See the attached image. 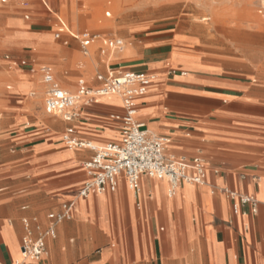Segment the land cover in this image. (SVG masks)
Segmentation results:
<instances>
[{
    "label": "crops",
    "instance_id": "1",
    "mask_svg": "<svg viewBox=\"0 0 264 264\" xmlns=\"http://www.w3.org/2000/svg\"><path fill=\"white\" fill-rule=\"evenodd\" d=\"M85 32L68 34L74 39L71 35ZM74 40L82 59L100 44L97 50L106 61L95 59V74L89 79L84 76L85 62L80 61L76 81L67 87L57 85L70 93L80 80L96 88V76L116 67L152 75L146 93L134 101V120L166 139V157L189 163L202 160L203 184L181 183L177 194L170 195L164 179L141 176L134 193L119 176L114 192L79 198L88 180L84 164L93 152L68 149L61 136L72 128L74 139L97 148L118 144L120 99L98 97L81 106L78 119L61 120L66 124L63 130L41 129L30 120L28 128L17 127L5 135L10 141H0V264L21 260L24 221L35 238L53 223L50 216L60 214L62 206L72 201L69 219L55 224V236L46 239L42 258L26 264H264V84L254 78L199 75L204 70L193 59L196 68L184 75L182 64L173 60L180 51L167 32L134 39L127 52L123 43L122 48L101 54V41L94 42L86 56L80 41ZM63 46H68L67 40ZM30 65L29 73L38 75L41 85V66H49L55 79L50 65ZM31 88L25 82L19 91ZM50 131L59 137H51ZM8 143L15 154H7ZM228 193L253 198L256 211L246 204L234 214Z\"/></svg>",
    "mask_w": 264,
    "mask_h": 264
},
{
    "label": "rangeland",
    "instance_id": "2",
    "mask_svg": "<svg viewBox=\"0 0 264 264\" xmlns=\"http://www.w3.org/2000/svg\"><path fill=\"white\" fill-rule=\"evenodd\" d=\"M22 2L29 3L28 20L23 18ZM42 2L9 0L7 5H0V141H10L5 135L15 132L17 127L28 128L30 120L41 129L66 127L60 118L45 112L43 87L39 76L29 73L30 64L50 65L57 84L67 87L76 81L80 61L85 62L86 79L95 74L96 58L106 61L97 50L100 44L91 48L88 58L82 59L79 43L68 32L88 31L99 34L101 39H121L123 52H127V45L134 39L152 32H167L180 51L173 55V60L182 64L180 70L184 75L196 68L195 60L204 70L199 75L242 81L254 78L256 83L264 84V18L258 14L259 0ZM62 23L67 31L55 39ZM64 40L68 46H63ZM6 57L15 62L24 60L27 66L9 71ZM114 57L111 55L110 61ZM25 82L32 88L22 93L19 90ZM12 149L8 143L7 154H15Z\"/></svg>",
    "mask_w": 264,
    "mask_h": 264
},
{
    "label": "built area",
    "instance_id": "3",
    "mask_svg": "<svg viewBox=\"0 0 264 264\" xmlns=\"http://www.w3.org/2000/svg\"><path fill=\"white\" fill-rule=\"evenodd\" d=\"M41 2L43 0H40ZM7 0H0V5H5ZM43 3V2H42ZM28 2H22L21 7L25 10L23 18L29 19L26 6ZM258 14L264 17V0H259ZM59 32L54 35L59 39L60 33L65 26L60 24ZM67 31V30H66ZM80 41L81 53L88 54L89 46L101 41V54L105 49L115 51L123 47L120 39H101L98 34L85 32L80 35H71ZM10 67H26L24 60L15 62L6 57ZM33 70V69H32ZM41 83L44 86L43 107L47 114L58 117L64 122H73L79 117V109L83 105H89L98 97L115 96L120 99L123 115L116 117L122 124V136L118 144H108L103 148H95L91 143L78 141L73 138L72 128H66L61 139L68 149H88L93 152L90 161L84 164L87 170L88 180L84 183L78 193L79 198H87L90 194H105L114 192L116 179L124 177L127 187L134 193L139 191V178L164 179L170 188V195L181 183L201 185L203 184L205 165L202 160L196 159L187 162L184 158H170L164 154L166 139L148 131L144 125L134 120L136 108L134 101L137 97L143 96L151 81L152 75L142 72H124L116 68H109L105 76L97 75L99 85L90 88L86 82L80 80L78 88L74 93L61 89L53 76L49 66L38 68ZM188 170L193 174L188 175ZM233 201L232 211L239 212V206L251 204L253 212L256 211V201L251 197L237 196L228 193ZM74 208V201L64 204L62 212L50 216L53 223L44 231H40L37 237H33L27 221L23 222L25 235L21 240V260L15 264H26L28 261H39L45 253L47 238H54V226L69 219Z\"/></svg>",
    "mask_w": 264,
    "mask_h": 264
},
{
    "label": "bare ground",
    "instance_id": "4",
    "mask_svg": "<svg viewBox=\"0 0 264 264\" xmlns=\"http://www.w3.org/2000/svg\"><path fill=\"white\" fill-rule=\"evenodd\" d=\"M109 15V14H108ZM30 95H34V94H30ZM91 146H94L93 144H91ZM95 148H97L96 146H94ZM165 147H166V144H165ZM75 158V157H74ZM76 160V159H75ZM166 181V180H165ZM167 182V181H166ZM150 183H152V182H150ZM163 184H164V182H162ZM155 185V184H154ZM155 188H156V186H155ZM147 190V189H146ZM158 191V190H157ZM176 191L177 190H175V192H174V194L176 193ZM168 193L170 194V188H169V185H168ZM173 194V195H174ZM126 196V195H125Z\"/></svg>",
    "mask_w": 264,
    "mask_h": 264
}]
</instances>
